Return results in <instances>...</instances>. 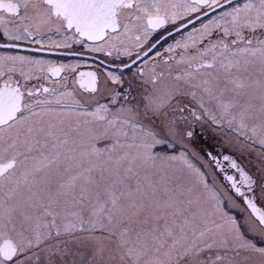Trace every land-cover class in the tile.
I'll list each match as a JSON object with an SVG mask.
<instances>
[{
	"label": "snow or ice",
	"instance_id": "snow-or-ice-1",
	"mask_svg": "<svg viewBox=\"0 0 264 264\" xmlns=\"http://www.w3.org/2000/svg\"><path fill=\"white\" fill-rule=\"evenodd\" d=\"M0 264H264V0H0Z\"/></svg>",
	"mask_w": 264,
	"mask_h": 264
},
{
	"label": "flooded vegetation",
	"instance_id": "flooded-vegetation-1",
	"mask_svg": "<svg viewBox=\"0 0 264 264\" xmlns=\"http://www.w3.org/2000/svg\"><path fill=\"white\" fill-rule=\"evenodd\" d=\"M53 59H67V58H64V57H52Z\"/></svg>",
	"mask_w": 264,
	"mask_h": 264
}]
</instances>
